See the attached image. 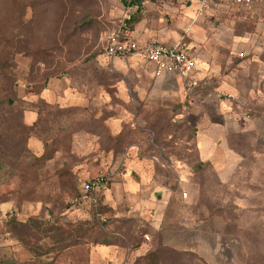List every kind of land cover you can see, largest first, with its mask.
I'll use <instances>...</instances> for the list:
<instances>
[{"label":"crops","instance_id":"0c3cea01","mask_svg":"<svg viewBox=\"0 0 264 264\" xmlns=\"http://www.w3.org/2000/svg\"><path fill=\"white\" fill-rule=\"evenodd\" d=\"M166 1L154 0L138 9L136 3L128 0L124 5L122 0V16L133 20L131 39L138 46L154 41L187 48L195 57V67L185 77L168 71L157 73L156 63L137 54L109 60L104 55L96 56L91 72L63 70L53 76L46 75L41 62V67L33 68L32 60L27 59L22 83L14 88L16 101L25 103L22 125L35 129L26 138L27 153L44 164L57 160L64 152L55 146L64 137L71 144L68 155L78 159L70 166L49 170L27 159V185L35 186L34 197L27 198V220L53 221L56 215L72 221L91 220L83 210L88 208L85 203L72 208L76 211L73 214L66 209V203L73 200V191L81 192L78 181L102 172L106 175L100 195L104 210L118 219L126 215L125 207L130 206L150 227V236L146 234V241H140L141 246L134 249L117 243H89L81 251L79 243L72 245L67 249L73 252L71 264H80V252L85 255L83 264H133L136 257L146 255H151L154 263L163 264L165 249L193 254L204 264L217 263V249L208 248L205 253L199 247V224L186 212V202L171 199L176 195L167 179L161 183L162 170L156 161L163 157L154 151L156 147L146 139L149 133L139 125L138 112L148 108L149 101L155 106L160 102L183 105L179 116L196 130L198 161L214 165L213 170L220 175L232 172L227 167L234 158L228 144L232 133L241 132L250 121L256 134L264 135L260 129L264 125V43L254 35L226 33V27H215L214 23L226 25L228 20L223 17L240 8L225 5L198 15L193 2L173 6ZM111 94L119 98L118 107L111 103ZM51 112L62 113V117L52 120ZM43 126L50 130L36 132ZM57 127L63 132L51 130ZM117 138L127 145L115 149ZM85 156L87 159H83ZM121 161L128 166L124 170L116 168ZM217 161L225 167L216 168ZM178 186L187 184L180 181ZM60 207L63 208L55 211ZM174 208L180 210L171 216ZM14 210L9 199L0 203L1 214ZM33 255L27 250V262L35 258ZM52 255L48 252L40 258Z\"/></svg>","mask_w":264,"mask_h":264},{"label":"rangeland","instance_id":"374dc122","mask_svg":"<svg viewBox=\"0 0 264 264\" xmlns=\"http://www.w3.org/2000/svg\"><path fill=\"white\" fill-rule=\"evenodd\" d=\"M120 1L0 0V203L9 199L15 209L5 215L0 213V264H71L73 252L67 249L77 243L81 251L89 243L100 246L101 242L134 249L137 245L141 246L140 241H146L144 234L150 236L149 225L136 216V211L130 206L125 207V216L112 218L107 223L98 221L91 216L88 208H84L91 220L72 221L67 216L56 215L51 218L53 221L37 219L43 223L38 228L32 226L33 223L27 224V221L35 220H27V198L34 197L35 193L34 183L27 185V159L34 161L37 167L44 163L34 160L25 149L27 130L21 125L25 103L23 100L16 101L14 88L22 83L27 59L35 63L33 68L41 67V62L49 76L63 70L77 74L91 72L94 68L93 55H103L106 37L118 30L123 21ZM123 1L126 5L128 0ZM129 1L136 3L138 9L154 2ZM166 2L173 6L182 3L184 6L194 3V0ZM223 18L228 20L226 25L216 21L215 27L224 26L229 34L254 35L258 42L264 43V0L258 7L249 10L240 8ZM119 101L111 94V103L115 107L119 106ZM154 104L149 101V107L138 112L139 125L149 133L147 140H158L159 147L154 151L163 155L164 159L156 161V166L162 170L161 183L163 185L167 179L169 188L176 195L171 199L179 198L186 202V212L193 215L199 224V247L205 253L208 248L217 249L216 264H264V135H257L250 121L241 132L232 133L228 144L234 158L226 165L232 172L220 175L213 170L215 166L212 164L198 165L194 143L196 130L180 118L183 105ZM130 119H133L132 115ZM260 129L264 131V125ZM127 132L129 135L130 131ZM70 145L69 140L61 138V143L55 147L64 153L57 160L44 164V169L75 163L78 159L68 155ZM220 162L217 161L218 169L225 167ZM118 165L117 169L128 167L123 166L124 161ZM143 168L146 169V166ZM101 173L78 181V187L81 189L86 181ZM180 181L187 186H178ZM72 194L78 198L80 193L76 190ZM183 194H186L184 199ZM66 204L69 213L76 212L71 201ZM178 210L171 209L169 214L174 216ZM54 228L64 231L63 241H60L62 237L56 231L48 232V229ZM19 238L24 244L19 242ZM27 250L35 255L28 262ZM48 252H53V255L40 258ZM49 258L52 260L47 261ZM161 258L163 264H204L195 255L163 254ZM84 259L85 255L80 252V264L84 263ZM133 264H152L151 255L136 257Z\"/></svg>","mask_w":264,"mask_h":264},{"label":"built area","instance_id":"2783aa9c","mask_svg":"<svg viewBox=\"0 0 264 264\" xmlns=\"http://www.w3.org/2000/svg\"><path fill=\"white\" fill-rule=\"evenodd\" d=\"M261 0H194L195 11L198 15L210 13L217 8L225 5L236 8L248 9ZM145 1L144 3H146ZM124 18L117 31H113L106 37L104 46V57L114 59L118 57H127L132 54L141 56L144 60L156 63L158 65L157 73L168 71L185 77L195 67V57L190 51L181 45L168 46L157 42H148L138 46L131 38V29ZM106 175L101 173L97 177L86 181L81 187L78 198L71 200L73 209L81 203H85L90 209L93 217L102 223L107 222V215L100 214L99 192L100 187L105 183ZM186 198V194L182 195Z\"/></svg>","mask_w":264,"mask_h":264},{"label":"trees","instance_id":"16d2710c","mask_svg":"<svg viewBox=\"0 0 264 264\" xmlns=\"http://www.w3.org/2000/svg\"><path fill=\"white\" fill-rule=\"evenodd\" d=\"M131 21V19H129L128 21H127V24H128V26H129V28L132 30V27H133V22H130ZM94 57H96L95 55H93V58ZM34 64L35 63H33V61L31 62V66L33 67L34 66ZM14 94V97H15V92L13 93ZM16 99V98H15ZM14 101V100H13ZM10 102H12V101H10ZM51 117H52V120H54V119H57V117H62V113H59L58 112V114H57V112L56 113H53V112H51ZM68 118V117H67ZM22 125V124H21ZM22 127L24 128V129H26L27 130V135H26V138H28V136L30 135V134H32V133H35L34 132V128H27V127H24L23 125H22ZM46 130H50V128L49 127H45V126H43V127H41V128H37L36 129V132H39V131H46ZM51 130H56L57 132H59V133H62L63 132V129H61V128H59V127H57L56 129L55 128H52ZM26 138H25V142H26ZM152 145H154L155 147H159V145L157 144L158 143V140H156L155 138H152ZM127 144H125V143H121V139L120 138H117L116 139V142H115V144H114V148L115 149H119V148H124L125 146H126ZM164 148V147H163ZM26 149V148H25ZM159 150H162V149H160L159 148ZM27 151V150H26ZM162 152V151H161ZM161 156H163V155H161ZM34 160H39V159H35L34 158ZM208 163H201V162H199L198 161V165L199 166H202V165H207ZM89 209V208H88ZM98 209H99V213L100 214H105V215H107V222H109V220L110 219H112V217L110 216V214L109 213H107V211L106 210H104V208L102 207V205H101V203H100V200H99V205H98ZM90 210V209H89ZM90 214H91V216L93 217V215H92V213H91V211H90ZM106 222V223H107ZM31 223H33L32 224V226L34 225L35 227H41L42 225H43V223L40 221V220H37V219H35V220H29V221H27V224H31ZM28 226H30V225H28ZM52 230H54V231H56L57 233H59L60 235H61V240L60 241H63L64 240V231H62L61 229H58V228H54V229H48V232H51ZM80 231V230H79ZM146 236V234H144L143 235V238ZM19 242L22 244H24V242H23V240L22 239H20L19 238ZM94 243H97V242H94ZM100 245H108L107 243H105V242H101V243H99ZM137 247H139L138 245H137ZM166 250V253L165 254H171V255H174V256H182V254H184V253H177V252H174V251H171V250H168V249H165ZM185 256H187V255H193V254H184ZM146 256H150V255H146ZM145 256V257H146ZM33 257H35V255H33ZM151 258H152V256H151ZM152 264H157V263H154L153 262V259H152Z\"/></svg>","mask_w":264,"mask_h":264},{"label":"water","instance_id":"95a60500","mask_svg":"<svg viewBox=\"0 0 264 264\" xmlns=\"http://www.w3.org/2000/svg\"><path fill=\"white\" fill-rule=\"evenodd\" d=\"M159 196H160L159 194L156 195V197H159Z\"/></svg>","mask_w":264,"mask_h":264}]
</instances>
